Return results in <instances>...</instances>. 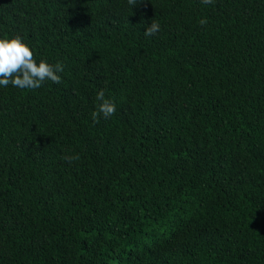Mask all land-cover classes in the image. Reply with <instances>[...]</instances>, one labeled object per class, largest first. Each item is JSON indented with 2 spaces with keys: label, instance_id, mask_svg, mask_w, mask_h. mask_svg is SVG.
<instances>
[{
  "label": "trees",
  "instance_id": "obj_1",
  "mask_svg": "<svg viewBox=\"0 0 264 264\" xmlns=\"http://www.w3.org/2000/svg\"><path fill=\"white\" fill-rule=\"evenodd\" d=\"M17 36L64 70L0 86V264H264V0H0Z\"/></svg>",
  "mask_w": 264,
  "mask_h": 264
},
{
  "label": "clouds",
  "instance_id": "obj_2",
  "mask_svg": "<svg viewBox=\"0 0 264 264\" xmlns=\"http://www.w3.org/2000/svg\"><path fill=\"white\" fill-rule=\"evenodd\" d=\"M205 5L213 4L214 0H201ZM129 5L136 6L137 0H128ZM201 26L207 25V19L199 21ZM160 31V25L152 21L144 35L147 37L155 35ZM62 64L50 65L46 61L39 64L33 58V51L17 36L12 39H0V86L9 85L19 89H39L46 80L53 83H61V77L57 74L63 72ZM97 110L92 113L93 120L98 123L99 117L110 118L116 112V105L105 98V91L97 92ZM69 163L79 160V155L65 156Z\"/></svg>",
  "mask_w": 264,
  "mask_h": 264
}]
</instances>
